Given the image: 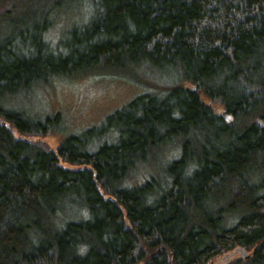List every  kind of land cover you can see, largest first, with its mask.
Masks as SVG:
<instances>
[{
    "label": "trees",
    "instance_id": "1",
    "mask_svg": "<svg viewBox=\"0 0 264 264\" xmlns=\"http://www.w3.org/2000/svg\"><path fill=\"white\" fill-rule=\"evenodd\" d=\"M73 1L0 0V264H264V0H80L53 44ZM143 67L172 84L55 149L62 116L13 107Z\"/></svg>",
    "mask_w": 264,
    "mask_h": 264
},
{
    "label": "rangeland",
    "instance_id": "2",
    "mask_svg": "<svg viewBox=\"0 0 264 264\" xmlns=\"http://www.w3.org/2000/svg\"><path fill=\"white\" fill-rule=\"evenodd\" d=\"M65 8L67 10L57 16L48 31L47 39L53 44L58 43L66 36L67 31L87 18L85 10L88 6L85 2L75 0L69 2ZM147 68H141L137 78L101 73L74 79H54L27 97L19 98L13 107L27 110L31 117L40 121L60 114L61 124L57 123L48 134L42 135L44 137L42 139L51 149H55L68 136L101 126L109 115L139 95L153 91L152 86L164 90L172 84L173 73ZM204 99L208 102L206 98ZM212 105L220 110L219 104ZM6 124L9 125L7 121ZM174 150V156H177L179 149L176 147ZM157 163L158 160H155L150 166L138 172L132 184H140L153 173H162L164 166L160 165L157 168L155 166Z\"/></svg>",
    "mask_w": 264,
    "mask_h": 264
}]
</instances>
